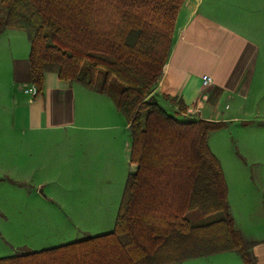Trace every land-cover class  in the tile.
I'll return each instance as SVG.
<instances>
[{
  "label": "trees",
  "instance_id": "trees-1",
  "mask_svg": "<svg viewBox=\"0 0 264 264\" xmlns=\"http://www.w3.org/2000/svg\"><path fill=\"white\" fill-rule=\"evenodd\" d=\"M185 0H0V35L25 31L32 83L45 74L108 95L129 123V173L112 231L0 264H172L235 251L257 264L236 227L210 134L224 122L181 119L153 96ZM187 110L181 98L166 95Z\"/></svg>",
  "mask_w": 264,
  "mask_h": 264
},
{
  "label": "crops",
  "instance_id": "crops-1",
  "mask_svg": "<svg viewBox=\"0 0 264 264\" xmlns=\"http://www.w3.org/2000/svg\"><path fill=\"white\" fill-rule=\"evenodd\" d=\"M30 48L25 31L7 30L0 35V56L7 61V65L0 64V130L8 132L9 138L19 134L26 142H37L43 136H67L82 147L87 162L92 156L89 158L85 149L89 151L93 142L102 145V152L109 155L116 142L121 148L125 143L130 161L129 123L111 97L63 80L54 72L45 74L43 93L30 92L34 85ZM205 74L213 79L208 87L203 86ZM256 81L260 87L255 93ZM263 89L264 0H185L177 18L170 57L153 90L154 99L181 119L226 122L237 119L227 116L234 105L239 106V112L229 116L247 114L248 104ZM166 95L181 98L187 110L181 112ZM3 119L8 123L3 124ZM91 131L102 132L93 135ZM7 148L0 146L3 152ZM26 157L36 158L31 152ZM2 159L6 161L4 154ZM129 167V173L138 168L131 162ZM259 179L251 173L237 179L236 189L245 201L241 229L237 216L232 210L231 213L243 236L255 242L257 264H264V210L261 190L257 188ZM228 199L230 203V188ZM63 244L66 243L47 248ZM232 252L235 251L213 255ZM224 259L228 262V258Z\"/></svg>",
  "mask_w": 264,
  "mask_h": 264
},
{
  "label": "rangeland",
  "instance_id": "rangeland-1",
  "mask_svg": "<svg viewBox=\"0 0 264 264\" xmlns=\"http://www.w3.org/2000/svg\"><path fill=\"white\" fill-rule=\"evenodd\" d=\"M0 64L7 65L1 56ZM259 87L256 81L255 93ZM255 98L248 104L247 114L229 116L239 112V106L234 105L227 116L237 119L224 122L209 139L225 172L231 210L240 229L245 217V201L236 189L240 176L251 173L260 177L257 188L261 190L264 210V89ZM7 123L3 119V124ZM100 132L91 131L93 135ZM8 136V132L0 130V146L8 147L6 152L0 150V256L12 255L22 248L40 250L113 230L130 171L125 143L121 148L116 142L109 155L102 152V145L93 142L89 151L85 149L89 158L92 156L87 162L82 147L67 136H43L37 142H26L19 134L11 136L12 140ZM30 152L35 159L26 157ZM236 263L244 264L240 254L232 252L172 264Z\"/></svg>",
  "mask_w": 264,
  "mask_h": 264
},
{
  "label": "built area",
  "instance_id": "built-area-1",
  "mask_svg": "<svg viewBox=\"0 0 264 264\" xmlns=\"http://www.w3.org/2000/svg\"><path fill=\"white\" fill-rule=\"evenodd\" d=\"M212 82H213V79H212L211 75L205 74L203 76V86L208 87L212 84ZM30 92L33 95H36L37 94V87L35 85H33V87H31V89H30Z\"/></svg>",
  "mask_w": 264,
  "mask_h": 264
}]
</instances>
